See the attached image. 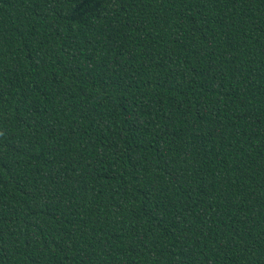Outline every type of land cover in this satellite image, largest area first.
<instances>
[{"label":"trees","instance_id":"16d2710c","mask_svg":"<svg viewBox=\"0 0 264 264\" xmlns=\"http://www.w3.org/2000/svg\"><path fill=\"white\" fill-rule=\"evenodd\" d=\"M0 264H264V0H0Z\"/></svg>","mask_w":264,"mask_h":264}]
</instances>
